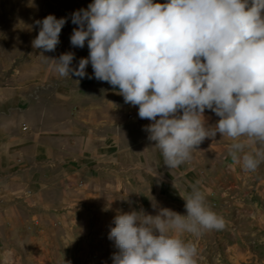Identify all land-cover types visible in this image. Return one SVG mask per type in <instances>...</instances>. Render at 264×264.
Returning a JSON list of instances; mask_svg holds the SVG:
<instances>
[{
	"label": "clouds",
	"instance_id": "1",
	"mask_svg": "<svg viewBox=\"0 0 264 264\" xmlns=\"http://www.w3.org/2000/svg\"><path fill=\"white\" fill-rule=\"evenodd\" d=\"M67 22L52 14L36 20L33 49L54 52ZM71 22L72 47L87 43L89 54L74 67L75 54L62 53L52 59L55 70L118 89L140 119L151 121L143 130L169 170L219 133L234 141L230 155L242 170L256 171L264 152L245 149L264 142V0H93ZM206 110L219 118L214 128ZM176 192L186 214L154 198L155 215L142 207L116 211L108 232L112 264H197L196 246L180 237L223 230L226 222L195 185Z\"/></svg>",
	"mask_w": 264,
	"mask_h": 264
},
{
	"label": "rangeland",
	"instance_id": "2",
	"mask_svg": "<svg viewBox=\"0 0 264 264\" xmlns=\"http://www.w3.org/2000/svg\"><path fill=\"white\" fill-rule=\"evenodd\" d=\"M92 2L0 0V85L21 89L22 84L38 79L57 80L62 95L71 86L77 93L72 92L73 107L95 108L99 116L103 110L111 134L109 156L94 184L88 182L87 174H81L74 184L63 179L60 188L54 175L58 180L42 192L43 197L14 199L11 208L9 198L0 196V264H112L116 249L108 232L118 209L127 212L142 207L155 215L150 200L154 198L159 207L186 214L185 202L176 190L189 193L192 185L226 222L223 230L180 237L196 246L197 264H264V159L256 171L242 170L230 155L234 141L217 133L215 140L206 139L192 149L191 159L169 170L161 151L143 130L151 121L140 119L138 107L125 104L118 89L95 78L61 77L55 70L52 59L62 53L75 54L74 67L88 56L87 43L83 48L70 43L77 27L71 14ZM49 14L67 17L68 22L56 50L43 52V56V50L33 49L31 42L39 32L34 22ZM87 72L92 75L90 64ZM205 117L214 128L219 118L210 110ZM245 151L253 155L264 152V142L250 144ZM157 174L162 179L154 178ZM73 188H77L75 194Z\"/></svg>",
	"mask_w": 264,
	"mask_h": 264
},
{
	"label": "crops",
	"instance_id": "3",
	"mask_svg": "<svg viewBox=\"0 0 264 264\" xmlns=\"http://www.w3.org/2000/svg\"><path fill=\"white\" fill-rule=\"evenodd\" d=\"M58 89L59 81L50 79L22 84L21 89L0 85V196L9 198L11 208L14 199L43 197L58 180L54 175L62 188L63 181L77 183L81 174L92 185L104 170L111 136L108 115L74 108V89L68 86L66 95ZM72 190L75 194L77 188Z\"/></svg>",
	"mask_w": 264,
	"mask_h": 264
}]
</instances>
